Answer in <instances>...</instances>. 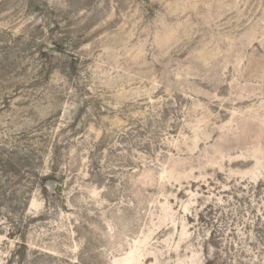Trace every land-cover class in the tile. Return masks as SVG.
<instances>
[{
	"label": "rangeland",
	"instance_id": "obj_1",
	"mask_svg": "<svg viewBox=\"0 0 264 264\" xmlns=\"http://www.w3.org/2000/svg\"><path fill=\"white\" fill-rule=\"evenodd\" d=\"M264 264V0H0V264Z\"/></svg>",
	"mask_w": 264,
	"mask_h": 264
},
{
	"label": "trees",
	"instance_id": "obj_2",
	"mask_svg": "<svg viewBox=\"0 0 264 264\" xmlns=\"http://www.w3.org/2000/svg\"><path fill=\"white\" fill-rule=\"evenodd\" d=\"M212 263H213V260L212 259H208L207 264H212Z\"/></svg>",
	"mask_w": 264,
	"mask_h": 264
}]
</instances>
